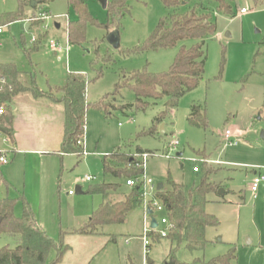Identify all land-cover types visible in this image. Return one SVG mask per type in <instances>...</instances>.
Masks as SVG:
<instances>
[{"label": "rangeland", "instance_id": "rangeland-1", "mask_svg": "<svg viewBox=\"0 0 264 264\" xmlns=\"http://www.w3.org/2000/svg\"><path fill=\"white\" fill-rule=\"evenodd\" d=\"M28 1L29 4L34 1L37 13L43 12L47 18L33 17L4 25L0 34V64L12 63L22 72H34L39 91L55 100L60 98L58 88L68 76L82 75L88 82L85 100L89 107L84 132L88 155L68 154L56 158L53 168L49 160L33 157L25 170V188L19 171L14 169L16 165L13 168L15 190L23 191L37 223L51 239L68 247L59 264L169 262L171 244L167 239L151 240L147 255L144 253L143 236L149 218L141 207L123 221L102 226L95 235L78 233L102 202L100 196L86 194L89 187L118 184L120 193L128 191L124 178L104 172L103 159L113 152L131 156L138 150L154 155L147 159L145 173L156 185L161 183L167 187L169 177L189 189L209 170L207 180L216 186V193L208 196L205 206L216 226L206 229L207 244L202 251L190 253L181 248L176 254L178 262L189 264L197 259L198 264H205L234 250V264H264V183L255 197L251 192L255 174H264V0L260 5H254L252 0L230 1L231 13L218 11L215 0H181L174 9L166 8L160 0H131L129 13L113 29L99 0H84L98 25H86L85 41L79 45H70L67 40L65 26L75 21L76 16L65 0ZM17 7V0H0V15L14 12ZM241 8L247 13L240 15ZM192 10L196 14H209L215 24V32L204 38L203 78L166 115L161 123L164 132L159 125L155 135H142L164 111L165 100L150 101L144 111H136L135 96L130 89L123 87L112 95L116 84L133 71H167L179 48H189L196 41L184 40L172 48L140 54L127 55L124 51L143 46L164 18ZM55 24L61 28L57 30ZM25 25L30 27L29 31ZM43 27L47 30L43 31ZM114 31L119 37L118 49L107 41ZM43 32H47L49 40H57L67 48V52L55 56L46 45L25 56L21 46L31 49V38L36 40ZM99 73L101 76L97 78ZM21 96L17 103L26 102L22 99L35 105L47 102L42 98L32 99L29 94ZM105 96H108L107 105L98 110L94 105ZM193 106L204 111L206 129L189 125L187 118ZM227 130L235 146L225 142L223 135ZM172 140H177L179 145L166 159L163 156L167 155V145ZM0 144V148L7 149L8 143L0 139ZM7 153L10 161L0 165V175L12 172L14 166H10L14 164L13 151ZM177 153H181L179 158ZM204 160L207 165L203 164ZM110 165L113 167L114 163ZM194 167L198 173L193 172ZM85 176L93 180L86 183ZM77 187L81 190L79 195L75 193ZM218 190L224 192L222 196ZM70 191L73 196L68 195ZM15 195L13 189L6 192L0 184V199ZM14 212L20 215L19 202ZM164 215V212L153 214L158 222L155 231L164 229L160 224ZM4 246L13 248L15 243L11 238L0 236V248ZM53 258L51 253L48 262Z\"/></svg>", "mask_w": 264, "mask_h": 264}, {"label": "trees", "instance_id": "trees-1", "mask_svg": "<svg viewBox=\"0 0 264 264\" xmlns=\"http://www.w3.org/2000/svg\"><path fill=\"white\" fill-rule=\"evenodd\" d=\"M129 1L131 0H108L106 13L111 20V29L117 26L122 16L129 13ZM160 1L166 8L171 9L179 6L181 2V0ZM230 1L233 0H215L217 10L231 13ZM252 1L254 5L263 4L262 0ZM17 2L18 7L14 12L0 15V27L37 17V5L30 8L28 0H17ZM65 2L76 16V20L69 22L66 27L68 43L70 45L82 44L86 38V25H98L97 21L88 12L84 0H65ZM38 24L39 22L36 21L34 26L37 27ZM214 32L215 24L207 13L196 14L192 10L183 15L172 14L159 22L143 46L124 51L127 55L140 54L146 51L172 48L184 40L196 41L189 48L185 46L179 48L167 71L162 73H150L147 70L133 71L116 84L112 95H116L123 87L130 89L135 96L133 107L136 111H144L150 101L165 100L164 111L156 116L151 127L142 135H155L158 126L166 115L177 107L181 97L197 88L205 70L204 38ZM48 40L47 32L40 33L31 43V49L21 46V50L25 56L29 57L33 49L36 52L37 49L41 50L47 45ZM100 76L101 73L97 78ZM87 84L84 76L70 75L65 83L58 88L60 98L55 100L39 91L34 72H22L12 63L0 64V134L5 136L10 143L12 142L14 99L27 93L33 99L42 98L51 103L62 105L65 118L59 153L61 155H82V149L77 145V142L84 137L85 115L89 107L85 100ZM107 97L101 99L94 107L98 110L105 108ZM187 121L193 127L207 128L205 113L199 106L191 108ZM137 153L146 152L138 150ZM111 162L114 163L113 167L110 165ZM137 163L129 155L113 152L103 159V170L105 173L117 178H124L126 181L141 173ZM209 172V170H205L199 183L189 189H185L184 186L168 177L167 187L162 184V189L156 191L155 197L163 206L164 217L168 223L164 238L171 244L168 263L186 264L176 260L178 251L181 248L190 253L202 251L207 244L206 229L216 226L213 216L205 211L208 196L217 191L216 186L207 180ZM0 184L6 190L10 188L9 184L2 180L1 175ZM118 189V184H102L88 188L86 194L98 195L102 202L97 209L92 211L85 226L78 231L79 234L95 235L102 226L123 221L130 212L141 207L140 193L137 188L128 187L126 193H120ZM18 202L21 203V213L16 216L14 211ZM0 236L11 238L15 243L13 248L7 246L0 248V264H59L64 253L68 250L67 246L55 242L45 233L22 195L16 198L6 196L0 199ZM148 236L153 242L162 239L155 231H151ZM51 253L54 254V258L48 262ZM234 260L235 255L232 250L205 264H234L232 263ZM199 262L200 260L196 259L189 264H198Z\"/></svg>", "mask_w": 264, "mask_h": 264}, {"label": "crops", "instance_id": "crops-1", "mask_svg": "<svg viewBox=\"0 0 264 264\" xmlns=\"http://www.w3.org/2000/svg\"><path fill=\"white\" fill-rule=\"evenodd\" d=\"M58 25H59L58 29H60L61 25L60 24ZM67 25L68 23L65 26V33H66ZM25 27H26L25 29L29 31V26L25 25ZM23 95H28V94L26 93ZM19 98L20 97L18 96L14 99V103H13L14 105L12 107L13 115H14V120L12 125V130H13L12 142L11 143L7 142L8 143L7 149H2V148L0 149L5 152L13 151L14 164L11 163V165L10 164L9 165L10 166L14 165L12 166V172H13V168L16 165V168L14 169L16 171L17 170L19 171V176H21V180L23 178V187H24L25 186L24 177L26 173L25 170H27V168L29 167L28 164L30 159H32L33 157H38V159L40 160L47 159L50 161L49 166H52L53 168V164L55 163L54 161H56L54 159L59 157L62 158L65 156L59 153L63 139V127H64L65 117H64V109L60 104L51 103L47 101L46 104L44 105L43 104L35 105V104H31L33 103L32 101L29 102V100L26 99H22L23 102L26 101L25 103H17L16 101L19 100ZM82 140L84 141V137ZM16 157L18 158L16 159L15 162ZM12 172H6L4 174L1 173L2 180L6 181L10 186V188L7 189L6 192L13 189L17 195H15V197L12 198H16L19 195H22L24 197L23 191L20 193L15 190L17 184L12 180V178L14 177V172L13 173ZM24 193L27 194L26 191H24ZM26 202L28 203L27 200Z\"/></svg>", "mask_w": 264, "mask_h": 264}, {"label": "built area", "instance_id": "built-area-1", "mask_svg": "<svg viewBox=\"0 0 264 264\" xmlns=\"http://www.w3.org/2000/svg\"><path fill=\"white\" fill-rule=\"evenodd\" d=\"M247 13V10L244 8H241L239 10V14L240 15H244ZM37 18L38 19H42V20H46L47 18V14L45 13H38L37 14ZM43 31H46L47 28L43 27L42 29ZM2 33V27H0V34ZM35 41V37L31 38V43H33ZM47 47L48 49L55 54V56H60L62 55L64 52H67V48H65L64 46H62L57 40L54 39H50L47 43ZM1 113V110H0ZM223 138L225 140L226 143L228 144H232V145H236V142H233L231 140V133L227 130L225 131ZM0 139L2 140L3 143H7L9 142L8 139L0 134ZM77 145L79 147H81L82 149V155L83 156H87L88 153L85 152V145H84V141L80 140L77 142ZM179 143L177 140H172L168 143L167 145V155L163 156L166 159L170 158V152H173L177 149ZM150 156H154L153 154L150 153H136L131 155V159L132 160H136L137 166L138 168L141 169V173L135 177V178H130L127 179L125 181V185L129 188H137L139 190V198L141 200V208L143 209L145 215L149 218L148 223H147V228H145L144 230V236H143V241H144V253L147 255L148 252V247L151 245V238L148 236L150 234L151 231H155L156 229L152 230L150 228V218L151 216L147 215V210H151L152 211V216L155 212H163L164 208L161 205V203L157 200V198L155 197L156 194V187L157 185L146 176L145 170H146V163H147V159ZM176 157L177 154H176ZM179 158V157H178ZM9 157H8V153L1 150L0 149V165H7L9 163ZM208 162H206L205 160L203 161V164H207ZM193 172L197 173L199 172V170L194 167L193 168ZM93 179L91 177H84L83 181L86 183L91 182ZM264 183V174H258L254 176L252 184H251V192L253 193V196L255 197V193L258 191L259 186ZM69 195H73V192H68ZM160 224L164 226L163 230L160 231H155L157 232V234L160 236V238L164 239L166 237V227L168 225L167 220L165 217L161 218L160 220ZM157 226H158V222H157ZM157 228V227H156ZM146 264V263H144ZM150 264V263H148Z\"/></svg>", "mask_w": 264, "mask_h": 264}, {"label": "water", "instance_id": "water-1", "mask_svg": "<svg viewBox=\"0 0 264 264\" xmlns=\"http://www.w3.org/2000/svg\"><path fill=\"white\" fill-rule=\"evenodd\" d=\"M99 3L101 4L102 8L106 9L107 0H99ZM34 6H35V2L31 1L30 2V7L34 8ZM55 28L58 29L59 25L55 24ZM107 41L114 49H118L119 48V37H118V33L116 31L111 32L109 34V36L107 38ZM160 130H161V132H164V125L163 124H160ZM177 156L180 157L181 153H177ZM156 189H157V191H160L162 189V184L161 183L157 184ZM75 193L77 195L81 194V191L79 190V188L75 189ZM223 193L224 192L222 190H218V195L219 196H222ZM147 215L151 216V218H150V228L152 230L156 229L157 222H156L155 218L152 217V211L151 210H147ZM248 244H249V242H248ZM165 264H173V263L170 262V263H165Z\"/></svg>", "mask_w": 264, "mask_h": 264}]
</instances>
